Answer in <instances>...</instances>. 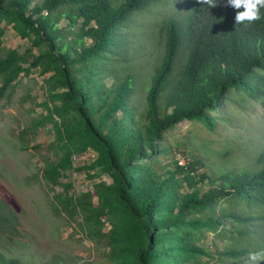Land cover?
Instances as JSON below:
<instances>
[{
	"label": "trees",
	"instance_id": "trees-1",
	"mask_svg": "<svg viewBox=\"0 0 264 264\" xmlns=\"http://www.w3.org/2000/svg\"><path fill=\"white\" fill-rule=\"evenodd\" d=\"M171 1L0 0V23L31 41L21 55L4 46L0 29V98L26 64L49 75L44 106L56 144L48 152L58 159L41 169L48 185H60L75 153L97 152L91 168L111 185L66 204L88 227L112 222L103 264H264L250 259L264 252V139L212 151L186 136L181 165L168 135L184 121L215 132L224 103L264 102V7L260 19L236 23L243 9L228 0L174 1L181 9L160 25L163 47L141 73L125 34L152 6ZM24 233L16 205L0 195V264H27ZM209 233L215 239L206 246ZM221 241L229 244L220 249ZM39 264L95 263L57 255Z\"/></svg>",
	"mask_w": 264,
	"mask_h": 264
},
{
	"label": "rangeland",
	"instance_id": "rangeland-1",
	"mask_svg": "<svg viewBox=\"0 0 264 264\" xmlns=\"http://www.w3.org/2000/svg\"><path fill=\"white\" fill-rule=\"evenodd\" d=\"M174 1L179 0L171 2ZM178 6L176 2L152 6L146 14L137 17V27L125 34L131 53L136 56V68L141 73L150 71L152 65H149L154 61L156 51L163 47L158 41L160 25L178 13L181 9ZM183 13L182 10L180 14ZM0 29L5 30L3 42L7 49L17 50L21 55L29 53V39L23 38L5 22L0 23ZM32 53L37 54V50ZM25 67L28 72L21 74L14 87L0 98V195L7 202L14 203L19 212L20 228L29 241L24 253L25 262L39 264L43 259L61 255L76 261L103 264L105 234L113 228L112 222L103 218V226L94 223L88 227L81 214L69 211L71 205L66 202L67 197L75 200L83 193H94V187L100 183L111 185L112 179L101 170L91 168L98 154L88 148L75 153L73 167L64 173L60 185H48L43 180L41 169L58 159L56 153L48 152V148L56 144L54 126L44 106L50 96L49 75H41L38 68H30L29 64ZM214 114L220 119L215 132L208 131L198 121H184L168 132L173 158L181 165L187 162L183 153H190L186 136L193 145L212 151L264 139V102L244 101L241 106L233 101L227 102ZM168 161L163 160L164 164ZM227 203L224 201L222 205ZM207 235L210 238L202 244L209 246L215 236L212 233ZM228 244L221 241L219 248ZM209 264L216 262L210 260Z\"/></svg>",
	"mask_w": 264,
	"mask_h": 264
},
{
	"label": "clouds",
	"instance_id": "clouds-1",
	"mask_svg": "<svg viewBox=\"0 0 264 264\" xmlns=\"http://www.w3.org/2000/svg\"><path fill=\"white\" fill-rule=\"evenodd\" d=\"M202 3L208 4L211 7H216L215 0H202ZM228 4L234 9H243L237 11L235 15L236 23L242 22H254L260 19L259 9L264 7V0H228ZM261 257H264L262 253H250V259L255 261Z\"/></svg>",
	"mask_w": 264,
	"mask_h": 264
}]
</instances>
